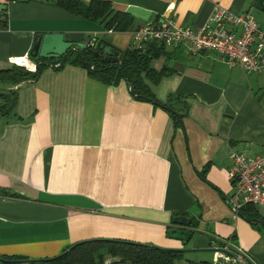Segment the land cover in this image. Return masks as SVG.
I'll use <instances>...</instances> for the list:
<instances>
[{
	"label": "crops",
	"instance_id": "obj_1",
	"mask_svg": "<svg viewBox=\"0 0 264 264\" xmlns=\"http://www.w3.org/2000/svg\"><path fill=\"white\" fill-rule=\"evenodd\" d=\"M107 1L131 18L128 29L104 30L48 0H0V72L27 55L35 33L122 50L148 22L198 28L215 3L250 13L264 32V0ZM150 66L169 69L147 83L159 102L177 96V125L163 108L135 100L124 81L103 84L78 66H45L15 83L0 78V89L15 94L0 114V255L49 258L76 242L116 238L183 250L175 264H207L191 258L209 251L211 262L230 241L251 264H264V228L227 201L229 152L264 150V72L185 43L164 46ZM174 215L195 223L184 244L166 235Z\"/></svg>",
	"mask_w": 264,
	"mask_h": 264
},
{
	"label": "trees",
	"instance_id": "obj_2",
	"mask_svg": "<svg viewBox=\"0 0 264 264\" xmlns=\"http://www.w3.org/2000/svg\"><path fill=\"white\" fill-rule=\"evenodd\" d=\"M48 1L71 15L98 22L104 30L125 31L131 23V18L126 13L114 10L107 0ZM93 41V44L89 43L84 48L68 49L57 58H31L35 63V69L32 72L22 66L12 64L10 68L0 72V78L15 83L25 79L34 80L45 66L58 67L62 64L78 66L83 68L89 77L103 84L116 85L119 81H124L130 95L135 100L148 101L163 108L169 114L173 125L180 123L181 114L173 108L172 104L178 99L177 96L171 97L165 102H159L148 84H156L162 76L169 72L166 66H162L158 70L150 66L152 59L162 52L163 44L157 41H147L138 47L131 43L122 50L115 49L117 55L115 61H112V58L102 59L99 54H94V50L100 53L102 47L107 43L98 39H93ZM14 99V92L0 89L1 115L6 116L10 112ZM237 213L253 226L264 228V224L252 221L253 218L264 220V216L259 213L257 206L249 203L242 204L237 209ZM194 225L195 223L191 221L190 226ZM181 256L182 251L179 249H166L149 243L124 239L93 238L73 243L59 254L49 258L33 259L23 256L0 255V264H115L117 262L175 264ZM106 258L113 260L105 263Z\"/></svg>",
	"mask_w": 264,
	"mask_h": 264
},
{
	"label": "built area",
	"instance_id": "obj_3",
	"mask_svg": "<svg viewBox=\"0 0 264 264\" xmlns=\"http://www.w3.org/2000/svg\"><path fill=\"white\" fill-rule=\"evenodd\" d=\"M170 10L169 7L165 11ZM135 46L147 41H157L164 46L185 43L194 53L213 51L228 65L239 66L247 73L264 72V32L254 17L246 13H233L215 3L205 22L198 28L174 26L171 20L148 22L132 33ZM12 63L28 71L35 63L27 55ZM57 65V64H55ZM227 177L233 192L227 199L233 214L242 204L264 207V150L254 155L230 151ZM247 252L225 241L213 250L209 264H249Z\"/></svg>",
	"mask_w": 264,
	"mask_h": 264
},
{
	"label": "water",
	"instance_id": "obj_4",
	"mask_svg": "<svg viewBox=\"0 0 264 264\" xmlns=\"http://www.w3.org/2000/svg\"><path fill=\"white\" fill-rule=\"evenodd\" d=\"M5 6L0 4V10L3 11ZM2 14H0L1 16ZM93 44V39L89 37L83 38L81 42L66 41L62 33H35L32 38L31 46L27 52L30 58L51 59L63 55L68 49L75 47L84 48L87 44ZM94 54L100 55L102 59L107 60L112 58L115 61L117 51L109 45L102 47L101 52L94 50ZM238 215V213H236ZM239 216V215H238ZM253 222L264 224V220L253 218ZM171 227L166 230V235L169 238L177 239L181 243H185L191 237V219L183 215H174L171 217ZM183 251V250H182Z\"/></svg>",
	"mask_w": 264,
	"mask_h": 264
},
{
	"label": "rangeland",
	"instance_id": "obj_5",
	"mask_svg": "<svg viewBox=\"0 0 264 264\" xmlns=\"http://www.w3.org/2000/svg\"><path fill=\"white\" fill-rule=\"evenodd\" d=\"M95 24L98 25V22H95ZM28 58L31 59L29 56H28ZM196 254H198V255L193 256L191 259H193V260H200V261L203 260V261L208 262L207 264L210 263L209 258H210L211 252H209V251H201V252H198Z\"/></svg>",
	"mask_w": 264,
	"mask_h": 264
},
{
	"label": "bare ground",
	"instance_id": "obj_6",
	"mask_svg": "<svg viewBox=\"0 0 264 264\" xmlns=\"http://www.w3.org/2000/svg\"><path fill=\"white\" fill-rule=\"evenodd\" d=\"M21 60V59H20Z\"/></svg>",
	"mask_w": 264,
	"mask_h": 264
}]
</instances>
